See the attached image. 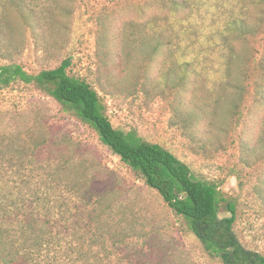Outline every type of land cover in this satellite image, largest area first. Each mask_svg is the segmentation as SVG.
<instances>
[{
    "label": "rangeland",
    "instance_id": "obj_1",
    "mask_svg": "<svg viewBox=\"0 0 264 264\" xmlns=\"http://www.w3.org/2000/svg\"><path fill=\"white\" fill-rule=\"evenodd\" d=\"M4 10L16 52L0 53V65L38 74L70 61V74L99 92L115 128L164 146L234 198L236 233L264 254V1L60 0L35 41L15 9ZM25 129L31 142L71 141L79 159L127 189V220L157 239L151 252L168 250L174 264H221L87 124L34 84L0 86V132ZM47 150L70 156L65 146ZM1 168L11 186L24 185L18 161Z\"/></svg>",
    "mask_w": 264,
    "mask_h": 264
},
{
    "label": "trees",
    "instance_id": "obj_2",
    "mask_svg": "<svg viewBox=\"0 0 264 264\" xmlns=\"http://www.w3.org/2000/svg\"><path fill=\"white\" fill-rule=\"evenodd\" d=\"M59 3L0 0V53L12 57L16 52L6 5L15 9L35 41L37 27H46ZM70 67L65 60L54 69L30 74L16 63L0 65V86L17 80L34 84L87 124L148 188L159 193L210 258L221 264H264V254L248 249L235 231L237 201L216 182L195 176L164 146L146 141L136 130L115 128L99 92L85 78L71 75ZM27 131L0 132V264H174L168 262L174 259L168 250L151 252L147 245L157 239L138 232L127 220L129 192L116 188L115 178L79 159L70 151L71 141L50 144L45 138L35 143ZM62 146L70 152L66 159L47 150ZM15 160L24 168L22 186H11L1 168ZM223 211L230 216L222 217Z\"/></svg>",
    "mask_w": 264,
    "mask_h": 264
}]
</instances>
